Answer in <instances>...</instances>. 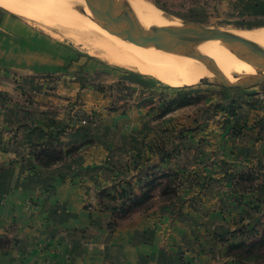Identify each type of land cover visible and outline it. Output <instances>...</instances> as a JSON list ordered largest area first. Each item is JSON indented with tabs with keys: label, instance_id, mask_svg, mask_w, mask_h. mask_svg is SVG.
<instances>
[{
	"label": "crops",
	"instance_id": "obj_1",
	"mask_svg": "<svg viewBox=\"0 0 264 264\" xmlns=\"http://www.w3.org/2000/svg\"><path fill=\"white\" fill-rule=\"evenodd\" d=\"M228 1L223 0L225 5ZM257 1L264 12V0ZM4 17L0 13V26ZM17 41L37 44L34 39ZM0 43L18 46L1 30ZM28 45L22 46L26 55L36 56ZM2 61L0 71L5 72ZM17 66L42 75L59 68ZM11 84L0 75V94ZM11 88L21 93L25 84ZM240 92L234 97L225 94L218 106L222 111L200 115L186 133L177 129L178 140L170 149L158 127L146 130L133 124L123 129L113 123L84 127L71 120L75 128L67 132L64 144L81 145L86 139L92 143L51 167L26 159L7 165L6 153L22 154L29 142L64 123L62 117L43 105L0 102V264H229L223 253L227 239L239 236L232 234L234 230L245 229L249 214L264 221V86ZM122 115L126 114L117 116ZM13 126L14 131L19 127L15 144L8 137ZM120 152H128L127 168L143 178L148 168L158 174L174 169L184 185L172 199L179 205L173 201L150 207L111 227L114 210L100 200L92 203L90 189L114 182L120 173L112 165ZM248 174L256 180L245 189Z\"/></svg>",
	"mask_w": 264,
	"mask_h": 264
},
{
	"label": "rangeland",
	"instance_id": "obj_2",
	"mask_svg": "<svg viewBox=\"0 0 264 264\" xmlns=\"http://www.w3.org/2000/svg\"><path fill=\"white\" fill-rule=\"evenodd\" d=\"M146 1L161 9L171 22L190 21L219 30H236L240 32H255L256 30L258 33L264 32V12L258 8L257 4L259 1L257 0H229L226 5L223 0ZM71 2L76 6H84L78 3L77 0ZM0 9V13L5 15L4 24L0 26L2 35L9 41L18 43L16 47L0 43V53H3L0 60H3L2 64L7 67L4 68L7 69L5 72L9 73V75H6L5 72L0 71V75L7 76L13 87L19 83L25 84L24 91L21 93L17 89L12 91L11 85L7 90H2L6 92H1L0 102L7 103L10 106L17 102L28 105L34 104L35 106L43 105L46 111L55 114L56 117H62L63 121H65V128L61 131L60 141L54 139L48 141L47 135L43 134L42 140L37 139V141L29 142L28 149L24 148L22 154L18 153V151L16 153L11 151L8 153L7 151V165L15 160L25 161V159L39 165L38 155H41V151L45 148L60 150L61 147L67 149L70 146L76 147L80 145L68 146L64 144L67 132L75 128V126L71 125V120L77 121L84 127L89 125L96 126V124L102 123H108V125L113 123L123 126V129L131 127L133 124L141 126V128L145 126L146 130H155L158 127L159 131L164 133V136L162 134L159 135L164 137L163 142L168 149L178 140V138L174 137V134H179L177 129L186 133L185 129L193 127L194 120H200V115L222 111L218 109V106L220 101L224 100L225 94L231 93L234 97L238 93L241 94L240 91H251L256 87L258 89L264 86V82H261L255 87L241 89L224 87L214 82L198 81L187 85L193 87L188 89L190 101L187 104L166 111L167 101L175 95L178 87L185 85L180 86L179 83H172L160 74H149L138 65H132L128 68L122 66L113 55L118 53L121 47L115 45L100 46L91 40H74L73 37L75 36L72 34L71 29L64 28L62 25L65 23L61 21L49 22L46 18L41 17L36 19L26 18L1 6ZM80 12H83V9H80ZM83 32L88 34L86 30ZM19 38H25L27 41H33L34 39L36 42L37 38H41L42 44H36L34 47L38 45L40 47L47 46L53 49L51 50L52 53L38 49L36 56H28L26 55L28 53L22 48L25 45L24 42L17 41ZM51 43L53 44L52 48L50 47ZM67 53L91 55L92 59L89 61L91 69L84 72L78 71L77 73L78 61L64 67L68 62V60H65ZM262 57L253 60L259 61ZM17 64H27L26 68L29 66H40L41 64H57L59 68L56 70V66H54V71L42 75L34 74L33 72L29 73L28 70L22 69L23 67L18 68ZM9 65H13L16 70ZM0 70H3L2 66ZM29 78L34 82L31 83ZM44 100L47 102L43 103ZM118 113L126 115L119 117L117 116ZM114 117L115 120H113ZM162 119H165L164 124L161 123ZM58 120L57 118L56 121L58 122ZM143 120H146L144 124L142 123ZM18 128L14 131L15 126H13L8 130L9 140L13 144L17 140L16 133ZM55 128L57 130V127ZM134 128L138 129L137 127ZM167 132L169 134H166ZM182 138V141H184V136ZM87 140L90 139L85 141ZM77 153L78 151H74L72 155ZM131 155L135 156L133 153ZM129 159L128 152L116 154L112 167L120 174H116L117 177L114 182L108 183L107 181V183L99 184V188H96V186L90 187L94 195L91 199L92 203L96 204L100 200L103 205H111L110 207L117 213L114 215L115 218H112V221L116 222L136 217L137 213L142 211L143 208L151 206L152 202L151 208H161L164 204L173 201L176 206L179 205L176 199L172 201L173 198L159 200L160 193L155 192L153 200L148 201L145 206L139 209L131 208L129 199H132L136 193H141L144 185L152 177L160 176L164 181H167L166 177L163 176L171 173L170 177L174 178L175 187L173 197L178 195V191L184 185L182 181L180 182L174 169H166L165 173L158 174L155 170L148 168L145 170L144 178L140 177L137 175L138 173L134 174V169L127 168L126 165H128ZM150 164L152 165V163ZM2 166L0 161V168ZM124 189L126 194L120 196ZM109 195L112 200L107 198ZM27 204H30V201ZM151 208L149 207V209ZM261 228L262 226H259L258 230L260 231ZM250 235L247 232L244 236L247 238ZM241 264H264V251H262V256L256 260L251 262L243 261Z\"/></svg>",
	"mask_w": 264,
	"mask_h": 264
},
{
	"label": "bare ground",
	"instance_id": "obj_3",
	"mask_svg": "<svg viewBox=\"0 0 264 264\" xmlns=\"http://www.w3.org/2000/svg\"><path fill=\"white\" fill-rule=\"evenodd\" d=\"M71 1L73 0H0V6L26 18L41 17L46 18L49 22L61 21L65 23L62 25L64 28L71 29L75 36L73 37L74 40H91L100 46H119L121 50L113 55L122 66L128 68L132 65H138L145 72L160 74L172 83H179L180 86L194 84L202 78L233 83L240 81L243 74L264 70V57L262 55L255 52L238 54L217 41L211 40L200 43L196 49L213 58L220 71L208 67L196 56H187L126 42L116 34L104 29L93 19V14L86 0H77L78 3L84 5L83 7H81L82 5L76 6ZM127 2L138 19L145 25L163 27L162 29L168 27L176 40L180 43L186 41L176 27V23L169 21L162 10L154 4L146 0H127ZM80 9H83V12H80ZM104 22L111 26H116L117 23L113 19H104ZM85 30L88 34L83 32ZM232 31L264 47V32L258 33L256 30L255 32ZM259 57H262L259 61L253 60ZM250 61L252 62L247 66Z\"/></svg>",
	"mask_w": 264,
	"mask_h": 264
},
{
	"label": "water",
	"instance_id": "obj_4",
	"mask_svg": "<svg viewBox=\"0 0 264 264\" xmlns=\"http://www.w3.org/2000/svg\"><path fill=\"white\" fill-rule=\"evenodd\" d=\"M86 2L93 14V19L122 40L142 47H154L182 55L196 56L212 69L219 70V67L213 58L196 49L198 44L212 40L220 42L238 54L255 52L264 56V47L231 30H219L190 21H177L176 27L186 40L180 43L168 27L162 29L163 27L147 26L142 23L127 0H86ZM104 19L115 20L116 26L106 24ZM199 81L214 82L224 87L249 88L264 82V70L243 74L240 81L233 83L208 78H202Z\"/></svg>",
	"mask_w": 264,
	"mask_h": 264
},
{
	"label": "trees",
	"instance_id": "obj_5",
	"mask_svg": "<svg viewBox=\"0 0 264 264\" xmlns=\"http://www.w3.org/2000/svg\"><path fill=\"white\" fill-rule=\"evenodd\" d=\"M42 42L43 41H37V44H42ZM24 44H25L24 46L27 47L28 44L26 43ZM52 46L53 44L51 43L50 47L52 48ZM30 47L36 50L37 52H38V49L40 50L43 49V51L49 52V53L51 52V50H53L47 46L40 47L38 45L36 47L34 46H30ZM91 59H92V56L89 54L81 55L79 53H67L65 55V60H68V62L67 64L64 65V67H66L68 64H72L73 62L78 61L79 66L77 69V73L78 71L84 72L85 70L91 69L89 65V61ZM191 88L193 87L187 86V85L178 87L176 89L177 91L175 95L167 101L165 110L168 111L169 109H172L174 107L187 104L190 101L188 97V94H189L188 89H191ZM51 123L56 124L57 121L52 120ZM64 128H65V125L64 123H62L59 129L57 128V130L55 131L46 133L48 137L47 140L50 141L51 139L52 140L54 139V140L60 141L61 131H63ZM91 143H92L91 140H87L81 145H78L76 147L70 146L67 149H64V147H61L60 150H56V149L49 150L45 148L41 151V155H38V163L39 165H42L45 167L56 165L57 163L65 159L66 157L71 156L74 151H79L84 146H88ZM170 174H164L163 176V177H166L167 181H164L160 176H156L154 178L152 177V179L144 185V189L142 188L143 191L141 193H136L132 199H129L130 207L134 209L135 208L139 209L142 206H145V204L148 201L153 200L155 196V192L160 193L159 200H165V198H168V199L174 198L175 197V196L173 197V193L175 191V187L173 183L174 178H171ZM254 180H256V176L248 174L246 175L244 184L242 186H244L245 189L251 188ZM125 194H126V191L124 189L122 193L120 194V196H124ZM107 198H111L112 200V197H110V195ZM151 206H147L146 208H143L142 211L149 209V207ZM115 214L117 213L114 212L113 217ZM122 216H125V215H122ZM247 218L250 219V221L246 224V226L245 225L243 226L245 229H241L239 227V229H235L234 232L232 233V234L238 233L239 236L237 237V239H234L233 235L227 239L230 241L228 242V245L226 246V249L224 250L223 254L226 258L230 259L229 264L233 262L241 263L243 261H247V262L254 261L260 256H262V251H264V221H259L258 217L250 215V214L248 215ZM116 224H117L116 221H112L110 223V226L113 227ZM259 226H262L260 231L258 230ZM245 232L250 233L251 234L250 237L246 238L244 236Z\"/></svg>",
	"mask_w": 264,
	"mask_h": 264
}]
</instances>
